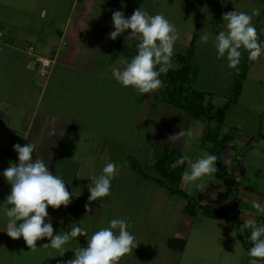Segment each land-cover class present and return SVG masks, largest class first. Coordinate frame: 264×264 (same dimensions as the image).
Masks as SVG:
<instances>
[{
  "label": "crops",
  "instance_id": "0c3cea01",
  "mask_svg": "<svg viewBox=\"0 0 264 264\" xmlns=\"http://www.w3.org/2000/svg\"><path fill=\"white\" fill-rule=\"evenodd\" d=\"M53 1L26 0L29 6H35L36 12L33 10L30 12L38 14L42 20L48 21L54 20L56 17V12H54L56 7H63L61 0L58 1L56 7L53 6ZM80 2L81 0H72L71 11L67 16L65 15L63 24L65 27L63 30L59 29L61 41L66 44L64 45L65 51L69 45L70 38L77 37V42L78 38L82 42L76 55L71 51L62 54L56 49L55 53L53 51L54 57L52 59L38 57L53 64L55 62L56 65H62L64 68L74 72L96 74L104 69L106 72L112 73V67H122V65L120 61H116L111 66H107L105 65L107 64L105 63L106 61L96 53V38L98 34H94V31L89 29H81L78 19H85L84 15H82L83 17L80 14H78L79 16H73L72 13L74 6ZM84 2L90 3L91 0H83ZM19 4L20 0H0V20L10 21L13 19L14 14L15 19L20 18L19 10H15V8H19ZM31 9L33 8H29V10ZM4 11H12V18H9L8 15L4 16ZM30 24L34 26L31 22L27 23V25L31 26ZM76 24L79 25V28L76 26V31L72 33ZM19 26H26L25 19L22 18L20 20ZM29 29L26 31L29 37L28 43L37 36L43 42L46 40L45 34L40 33L38 35L37 29H31V31ZM121 39L123 40V38ZM262 39L264 40V35ZM0 45L13 49V59H11L10 63L3 61V64L9 66L6 69L11 71L12 68L15 70L12 72L8 70L4 75V67L0 66V150L9 151L16 156V159L9 163H4L0 159V172L10 167L12 163H19L18 153L13 148L15 144L19 143L24 146L31 142L36 145L37 153L33 152V160L37 158L38 154L48 164L49 171L66 180L65 186L70 194L73 192L76 194V196H72V201L75 202L73 206L70 204L66 208L61 206L58 210L53 209L51 206L48 208L54 227V234L69 230L72 224L77 222L86 226L90 235L99 228L106 227L111 219L126 217L129 220V231L137 238L138 247L133 249L132 253L121 258L120 264H176L175 259L178 261L177 264H211L213 261H215L214 264H220L218 260L220 258H225L227 264H243L245 255L248 256L247 249H245L246 254L243 255L242 250L238 252V246L231 244L232 241L229 238L234 232L229 225L226 226L223 220L217 218L205 219L201 213L196 217L187 215L184 212L186 201L183 198L181 199L178 195H171L165 187L143 179L130 165L131 158L137 161L145 159L148 161L144 165L148 168L146 169L145 167L146 173L154 178L162 179L161 173L156 168V163L164 155L176 152L194 161L206 154L207 150L202 152L205 144L200 142L206 140L208 125H206L204 133V127L202 129L198 127L199 124L196 122L199 121L192 118L187 112L157 100L156 97L151 98L144 94L146 97H144V103L140 106V112L137 111L138 117L133 129L132 127L125 128L123 122H118L117 125L112 113L111 117H109V114L103 117L100 112H97L96 121L98 123L95 125L100 131L92 132L91 127L85 124L88 116L86 118L84 111L79 110L72 113L69 108L70 111L66 110L65 114L60 113L61 107L59 108V106L62 100L55 98L49 99L47 97L43 104V97L47 96V89L50 85L45 83L42 87V83L34 80L35 75L33 73L37 68L43 74L47 71L46 69L43 70V68L40 70V64L33 61L32 52L34 51L35 53L37 47L30 46L29 49H25L13 44L9 46V44L0 43ZM74 45L72 47L75 49L76 45ZM116 56L118 55H115L113 59L117 58ZM250 63L254 68V75L250 76V73L247 75L245 85L249 86L253 91L257 88H264V57L258 61H250ZM50 69H52L51 66ZM49 73L54 72L49 71ZM20 74H24L25 77L21 81H16ZM4 76H6V79H4ZM199 78L200 71H198L195 81H199ZM46 85L48 87L44 90ZM245 85L243 86L244 94L247 91ZM207 87L204 85V87L197 89L206 94L205 106L211 104L215 110L221 108V106L213 104V96L207 91ZM207 98H209V101ZM78 104L79 109L85 108L80 103ZM258 104H263V102ZM256 110L260 111L261 109ZM261 113L264 114V112ZM259 121V134L255 137H264L261 133L264 124L261 120ZM240 130V128L226 126L224 123L221 131V137L231 136L232 138L223 155L224 174L226 173L227 175L223 174L222 183L217 180L216 176L217 182L207 179L203 189H196L183 184L181 180L180 188L192 198L202 200L201 204L203 206L209 205L225 208L226 210L229 209L231 211L228 212V210L227 212L230 215L236 210L239 213L240 220L243 222L247 219L264 222V215H258L257 210L252 206L253 201L264 203V173H261L260 169L258 170L260 165L258 159L246 156V154L253 153L255 150L252 145L254 135L249 133L240 134ZM181 131H185L188 134L179 140L169 141V137L178 135ZM193 133H199L196 134L197 139L192 136ZM201 133H204L205 136L202 135L200 137ZM118 137L124 138V140L119 142L120 144L116 142ZM210 146L211 149L212 145ZM206 148H209V146L207 145ZM102 152H105V157L101 156ZM110 152H120L118 158L113 161L110 160L115 163L119 161L118 165L122 169L118 183L116 176L113 181L111 195L104 198L103 201H89L90 192L88 185L91 183V179L88 177L99 175L103 166L109 162L106 156H109ZM262 152H264V149H262ZM99 158L102 159L101 163H98ZM175 161L176 159L172 160L171 165ZM262 164H264V158ZM71 166L75 171L71 172L69 168ZM188 167V161H185L183 172ZM218 172L216 171L214 174ZM226 178L233 180L234 183L226 185L224 182ZM69 179L73 182L71 188H68L67 185V181H70ZM166 183H169V181L167 180ZM236 184H239L240 188L237 193L227 190V187L229 188ZM10 192L11 185L0 175V204L6 202V197ZM125 194L130 195V197L122 198L124 202L126 201L127 209H117L115 206L116 200H121V195ZM222 202L224 205H222ZM100 204L106 207L104 209L105 213L101 217L107 215L110 218L109 221L106 220L99 223L98 206L101 207ZM175 207L179 210L176 213L173 211ZM124 208L126 207L124 206ZM198 217L210 221V224H208L211 229L208 230L210 236L196 226V224H200L197 221ZM6 230V220L0 213L1 261L4 251L11 249L12 257L17 264L21 255L24 260L29 259L31 264H38L39 258L42 264H62V262L65 264L69 259L74 258L75 253L71 249L87 246V237L80 236L65 246L68 251L63 256L58 251L57 253L48 254L42 251L46 248H40L43 244L50 243L48 238H44L37 241V247L40 248V251H31L23 237L13 239L7 234ZM202 233L205 237H209V243L200 242L197 236ZM217 239L221 240L220 243L215 242ZM170 240H175L178 244L179 242L183 243V249L170 248ZM192 246L195 248L194 252L190 251L193 248ZM201 246L207 248L205 252L207 257H205L209 263H206L204 256L198 254ZM177 247H180V245H177ZM41 252L42 257L39 255ZM237 254L240 255L239 258L240 260L242 259V262L234 257ZM199 259H202V263L199 262Z\"/></svg>",
  "mask_w": 264,
  "mask_h": 264
},
{
  "label": "rangeland",
  "instance_id": "374dc122",
  "mask_svg": "<svg viewBox=\"0 0 264 264\" xmlns=\"http://www.w3.org/2000/svg\"><path fill=\"white\" fill-rule=\"evenodd\" d=\"M54 1L53 6L56 7L59 0ZM61 3L63 7H56V9H54V12H56V17L54 18V20L48 21L42 20L38 14L34 13L36 12L34 5L29 6L26 0H20L19 8H15V10H19L18 12L20 14V18L18 17L17 19H15L14 14L13 19L10 21H6L5 19L0 20V43L9 44V46L13 44L17 47H22L25 49H29L30 46L34 48L37 47L36 52H32V58L35 63H38V56L52 59L54 57L53 51L55 53L56 49H58L59 52H62V54L71 51L74 55H76V52H78L82 44L79 38L78 42L77 37L70 38L68 42L69 45L65 51L64 45L66 44L61 41V37L59 35V29L63 30L65 27L63 25L65 15L67 16L71 11L70 8H72V0H61ZM141 7H144V9L152 15L158 13L164 15L172 24L176 26L179 38L175 44V55L173 57L174 67L171 70L176 71L182 68L185 63H193L195 66H197L198 71H200V78L199 81L194 82V89L197 90L199 89V87H204V85L208 86L207 91L210 92L213 96V104L222 107L229 100L232 92V87L238 79L240 64L238 65V71H236L227 67L226 59H217L215 36L220 31L226 30V21L223 20V17L226 13L234 12L237 10L248 12L249 14H251L252 9L258 8L260 10V14L253 17V23L257 28L259 39L261 40V42H264V40L262 39V36L264 35V0H91L90 3H83V0H81L79 4H76L74 6L72 13L73 16L80 14L81 17H83L82 15H84L85 19H78V24H81V29H89L94 31V34H98L96 38V53H98L101 58L106 61L105 63L107 64L105 65L111 66V64L116 63V61H130L137 53L136 45L139 42L138 39L135 38H129L126 40L125 38L128 33L122 34L116 40H112L110 38L109 33L114 30L112 20L113 12L119 10L123 12L126 17H130L135 10L140 9ZM29 8L33 9L29 10ZM32 10L34 11L33 13L30 12ZM12 14V11H4V16L8 15L9 18H12ZM22 18L25 19L26 25L23 27L19 26L20 20ZM26 22H31L32 24H34V26L31 24V26H29ZM78 24L73 27L74 29L72 33L76 31V26L77 28H79ZM28 28H30L29 31H31V29H37L38 35L40 33L45 34L46 40L43 42L37 36L34 39H31L32 41L28 43L27 41L29 37L27 36L26 32ZM203 31H207L210 34V38L207 42H204L200 39V36L202 34L201 32ZM121 38H123V40ZM193 39V50L190 52V46ZM73 44L76 45L75 49L74 47H72ZM13 52V49L0 45V66L4 67V75L8 70L9 72L15 71L12 68L11 71L10 69H6L9 68V66H5L3 64V61L7 63L11 62V59H13ZM3 53L4 55L8 56H4ZM189 53H191V55H189ZM127 54L130 55L131 58H128ZM115 55L118 56H116L117 58L113 59ZM247 56V52H243L241 61ZM43 63L46 64L45 69L47 71L43 74L42 71H39V68H37V70L33 73L35 75L34 80L36 82L42 83V87L45 83L50 85V87L47 89V96L43 97V104L44 101H46L47 97L49 99L55 98L62 100L61 104L59 103V108L61 107L60 113L65 114L66 110H69V108L72 110V113L78 112L79 110L84 111L86 118L88 116L85 124L88 127H91L90 129L92 130V132L100 131L95 125L98 123V121H96L97 112H100L101 116L103 117H105L107 114H109V117H111L112 113L117 125L118 122H123V124H125V128H134V125L136 124V118L138 117V112H140V106L144 103V97L146 96L141 95L134 88L123 87L113 78L112 73H108V71L106 72L102 68V71L99 73L86 74L70 71L69 69L64 68L62 65H56L55 62L53 64L51 62L43 61ZM39 64L41 67L40 70H42V63L39 62ZM49 65L52 67V69H50V67L48 68ZM49 71H53L54 73L50 74ZM253 71L254 68L251 66V63L249 61L248 75L250 73V76H253ZM15 75H17V73H15ZM185 76L186 75L183 74L176 77V79L184 78ZM4 77V79H6V76ZM24 77V74H20V77H18L16 81H21ZM48 85L45 86L44 90H46ZM245 86L247 88L246 93L244 94L243 87V91L238 102V104H240L238 106H236L237 104L231 106L230 110L227 113L225 125L240 128V134L245 135L249 133L250 135H254V141L252 142V145L254 146L255 150L253 153L246 154V156H249L252 159H258V161L260 162L258 170L260 169V171H262L261 173H264V164H262V160L264 158V152H262V149H264V137H255L259 134V120H261L264 124V114L261 113L264 112V88H257L253 91L249 86ZM160 91L161 88L155 91L153 94H147V97H156L157 100L161 101L163 95H160ZM209 98H207L208 101ZM259 102H263V104H258ZM78 103H80L82 106H85V108L79 109ZM256 109L261 110L258 111ZM99 120L101 119L99 118ZM198 121L199 122H196L197 124H199L198 127H200L201 129L204 127L203 131L205 133L206 125H208L207 121ZM204 133H201L200 137L202 135L205 136ZM261 133L262 135H264V127ZM196 134L199 133H193L192 135L193 137H195V139H197ZM122 140H124V138L118 137L116 140L117 144H120L119 142H121ZM200 143L205 144V148L202 149V152L207 150L206 154H211L209 150L211 147L210 145L212 144L210 142H207L206 140H202ZM207 145L209 146V148H206ZM119 154L120 152H110L109 156H106V158L109 161H113L115 158L119 157ZM101 156L105 157V152H102ZM101 162L102 159L99 158L98 163ZM118 162L119 161L116 162L117 183L120 176L119 174L122 171V169L118 165ZM138 162L143 168H145L146 166L144 165H146L148 161L143 159L138 160ZM69 168L71 169V172L75 171L72 166ZM146 169L148 168L146 167ZM217 171L220 172V166L218 162ZM217 174H213L210 178H208V180L217 182V178V180L221 182L222 178H219ZM72 183L73 182L71 180L67 181L68 188H71ZM231 187H227V190L233 193H237L240 189L239 184L234 185V190H231ZM126 195L127 194L121 195V200H116L115 206L117 209H127L126 201L124 202L122 200V198H127L128 196L130 197V195ZM74 203L75 202L72 201L70 205L73 206ZM222 205H224L223 202ZM124 206L126 208H124ZM104 209H106V207H103L102 205L101 207L98 206L99 223L105 222L106 220L109 221L110 219L107 215L101 217L105 213ZM228 210L229 209H227V211ZM173 211L174 213H176L179 210L177 209V207H175ZM230 211L231 210H229L228 212ZM204 217L205 219L208 218L206 216ZM205 219H203L202 217H198L197 221L200 222V224L197 222L198 224H196V226H198L200 230L205 232L206 235L210 236L208 234V230H211L208 226V224H210V221H207ZM223 223L226 226L229 225L225 221H223ZM197 237L200 239V242H210L209 237H205L203 233L198 235ZM220 239H217L215 242L220 243ZM229 240L232 241L231 244H235L236 246H238V252L239 250H242V252L244 253L242 254H246L243 243L235 234H231ZM39 249L40 248H37V250ZM42 251L48 254L53 252L57 253L56 250L43 249ZM190 251L194 252L195 248L193 247ZM206 251L207 248L201 246L200 252L198 254L204 256V258L206 259ZM11 252V249H7L4 251L2 261L0 260V264H17L13 259ZM39 255L40 257H42V252ZM239 256L240 255L237 254V256L234 257H236V260L242 262V259L240 260ZM58 258L60 259L59 254ZM249 259L250 257L245 255L243 264H248ZM199 260V262L202 263V259ZM218 260L220 264H227L225 258H220ZM175 261L177 264L178 261L176 259ZM38 262V264H42L40 258ZM206 263H209L208 259H206ZM214 263L215 261H213L211 264ZM18 264L31 263L29 262V259L24 260L23 256L21 255ZM62 264L64 263L62 262Z\"/></svg>",
  "mask_w": 264,
  "mask_h": 264
},
{
  "label": "clouds",
  "instance_id": "9594fccd",
  "mask_svg": "<svg viewBox=\"0 0 264 264\" xmlns=\"http://www.w3.org/2000/svg\"><path fill=\"white\" fill-rule=\"evenodd\" d=\"M259 14L260 10L254 8L251 14L236 10L224 15L226 30L215 36V48L217 59H226L229 69L238 71L243 52H247L249 61L264 57V42L259 39L253 23V17ZM112 20L114 30L109 33L112 40L128 33L126 40L135 38L139 41L137 53L130 61L122 60V67H112L113 78L123 87L134 88L141 95L153 94L163 85L161 75H166L174 67L175 44L179 38L176 26L164 15H152L144 7L135 10L130 17L119 10L114 11ZM201 33L200 39L207 42L210 34L207 31ZM186 134L181 131L169 137V141L179 140ZM13 148L18 153L19 163H12L0 172L11 185L6 202L0 204V213L6 220V232L10 237H23L31 251L37 250L38 240L48 238L50 243L40 248L56 250L63 256L68 251L65 246L70 241L86 236L87 246L71 249L75 255L66 264H120L121 258L138 247L137 238L129 231L126 217L111 219L106 227L90 235L87 227L77 222L69 230L54 234L48 208H66L76 194H70L65 186L66 180L49 171L48 164L38 154L33 160L32 154L36 152L34 143L28 142L24 146L17 143ZM217 160L215 154H204L194 161L184 156L177 159L172 167L188 161V169L181 174L182 183L203 189L205 181L217 171ZM116 176L117 164L111 161L103 166L99 175L89 176V201H103L109 197ZM252 206L258 215H264V203L253 201ZM248 230H251V234L246 240L252 245L247 250L250 257L248 264H264V222L247 219L240 226V233H247Z\"/></svg>",
  "mask_w": 264,
  "mask_h": 264
},
{
  "label": "trees",
  "instance_id": "16d2710c",
  "mask_svg": "<svg viewBox=\"0 0 264 264\" xmlns=\"http://www.w3.org/2000/svg\"><path fill=\"white\" fill-rule=\"evenodd\" d=\"M194 39L191 42L190 52L193 50ZM191 55V53H189ZM128 58L130 55H128ZM131 58V57H130ZM248 56L245 57L240 63V70L237 81L232 87V92L229 100L218 109H214L211 104L205 106V96L206 94L195 90L193 85L198 74V68L193 63L186 64L176 70H169L166 75H161L160 79L163 81L161 87L160 95H163L161 101L181 109L187 112L192 118L196 120L207 121L208 126L206 130V141L212 144L210 149L211 154H215L218 157V164L220 166V172L217 176L219 178L223 177V171L225 170L223 165V155L227 149L228 143L232 140L231 136L221 137V131L223 129L227 113L231 106L238 104L243 91L244 81L248 75ZM185 74L184 78L176 79V77ZM176 79V80H175ZM183 157L176 152L164 155L163 158L159 159L156 163V168L161 173V178H154L146 173L145 168L134 158L130 159L131 168L138 173L143 179L147 181H152L157 183L160 186L165 187L171 195L181 196L185 201L186 205L184 212L192 217H196L199 213L202 215L214 219H220L225 221L230 225V228L234 234L240 239L243 243L245 249H249L252 245L251 242L246 240L247 236L251 234V230H248L247 233H240V226L244 223L240 220L239 213L234 210L230 215L225 208L213 207L209 205L203 206L202 200H197L189 196L185 191L180 188L181 174L184 170V165L173 168L171 161L174 159H179ZM0 159L4 163H9L16 159V156L9 151L0 150ZM169 183H166V181ZM231 190H234V186L231 187ZM180 245V247H177ZM169 247L172 249H183V243L170 240Z\"/></svg>",
  "mask_w": 264,
  "mask_h": 264
},
{
  "label": "water",
  "instance_id": "95a60500",
  "mask_svg": "<svg viewBox=\"0 0 264 264\" xmlns=\"http://www.w3.org/2000/svg\"><path fill=\"white\" fill-rule=\"evenodd\" d=\"M224 175L226 176L227 174L225 173ZM231 181H232V183H231ZM224 182H225L226 185H231V184L234 183L233 180H229L228 178H226Z\"/></svg>",
  "mask_w": 264,
  "mask_h": 264
},
{
  "label": "built area",
  "instance_id": "2783aa9c",
  "mask_svg": "<svg viewBox=\"0 0 264 264\" xmlns=\"http://www.w3.org/2000/svg\"><path fill=\"white\" fill-rule=\"evenodd\" d=\"M37 61H38V63H39V62L42 63L43 69H45L46 64L43 63V60L38 58ZM49 67H50V65L48 66V68H49Z\"/></svg>",
  "mask_w": 264,
  "mask_h": 264
}]
</instances>
